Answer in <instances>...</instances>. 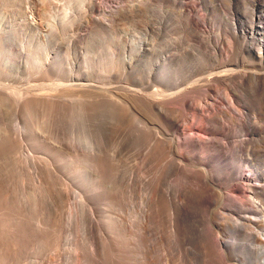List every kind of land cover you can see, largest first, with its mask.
<instances>
[{"label": "rangeland", "instance_id": "1", "mask_svg": "<svg viewBox=\"0 0 264 264\" xmlns=\"http://www.w3.org/2000/svg\"><path fill=\"white\" fill-rule=\"evenodd\" d=\"M141 43L147 48L141 64L124 67L119 58L141 54ZM227 67L238 74L220 75ZM240 72L264 73V0H0V264H260L264 94L250 92L247 105L239 94L248 108L242 119L206 123L221 131L199 128L203 138L215 139L201 146L187 141L185 120L143 111L139 97L127 92H174L214 74L219 90L195 93L209 115L228 108L225 92L237 86ZM76 76L123 97L107 105L95 89L73 87ZM173 105L193 118L194 101ZM143 121H157L169 135L178 130L179 151L192 157L186 173L203 170L215 195L204 198L197 179L161 169L164 157L146 164L152 126ZM250 166L263 194L246 181L234 197L240 210L228 187ZM154 172L162 174L155 212L145 186ZM169 183L185 200L184 230L177 233L168 221Z\"/></svg>", "mask_w": 264, "mask_h": 264}, {"label": "bare ground", "instance_id": "2", "mask_svg": "<svg viewBox=\"0 0 264 264\" xmlns=\"http://www.w3.org/2000/svg\"><path fill=\"white\" fill-rule=\"evenodd\" d=\"M141 47H143V44H140ZM261 50V48H259ZM147 51V48L143 47V50L141 49V54H137V55H133L128 57L127 59H125V55L121 59L120 61L122 62L124 67H131V68H135V65H139V63L141 62V57L143 56V54ZM62 60V59H60ZM168 58L166 59L165 62L167 61ZM67 63L69 65H71L72 63L67 61ZM141 64V63H140ZM134 65V66H133ZM48 68L49 70L54 71L53 66H51V62H48ZM228 68V69H227ZM225 68V70H223V73H221L220 75H224V76H235L237 73V71L234 68H229L227 67ZM221 71V70H220ZM240 71V70H239ZM241 73V72H240ZM249 73L247 72H242L239 75V81L237 83V86H228L227 87V92H225L226 94V98L228 101V108L226 109H221V108H214L211 114H205L204 112V108L203 106H201V100L202 98H199L195 95V93H197L199 90H204L205 92H216V90H219V86H217L218 88H216L215 82L218 83V79H216L215 75L213 74H209L212 75L209 78H212L209 80L208 83H198L195 81V83H192V85L184 87L179 89L178 91H172L169 92V89H158V88H154V89H150V87L148 88H143L141 90L138 89H133L131 86V88L127 89V92H130L132 95H135L137 97H139L140 102H141V108L142 110H147L150 111L152 113H154L155 115H157L158 117L162 118V119H167V114L168 113H175L174 117L175 120H185V122L187 123V126L185 127L186 131L184 130V135L187 139V141L191 144H197V145H203L206 143H213L215 141L214 138L212 139H206L205 137L203 138L200 134H198V130L201 129L202 132H204L205 134L208 135H220V130H216V129H209L205 127V124L212 121V120H216L218 121V119H222V120H226L228 121V123L231 121V119L233 118H239L242 119L243 117V112L244 110H248L247 108V103L249 102V96H250V92H262L264 94V73ZM247 76H251L253 77L256 81L253 82V84L251 86H248V84L246 83L245 79ZM82 76H76L75 78H73L72 80H74V82H70L72 83L71 85L75 88L76 87H82V88H93L96 90L98 96L102 99L103 103H106L107 105H109L110 100L112 102H115L114 99H122L123 95L118 93L116 91L115 88L111 87V86H96L94 84H90V83H86L84 80L85 77ZM223 77V76H222ZM200 79V78H199ZM226 80V79H225ZM218 81V82H217ZM169 83V82H167ZM221 83V82H220ZM59 84V83H58ZM63 84V83H62ZM69 84V83H68ZM67 84V85H68ZM234 84V83H233ZM61 85V84H60ZM70 85V86H71ZM175 86V85H174ZM161 87V86H159ZM19 88V87H18ZM224 88V87H223ZM2 89V88H1ZM15 89V88H13ZM222 89V88H221ZM20 90V89H19ZM30 90V89H29ZM143 90V91H142ZM14 91V90H12ZM24 91V90H23ZM145 91H147V93L145 94ZM20 92V91H19ZM42 92V91H41ZM144 92V93H143ZM219 92V91H218ZM12 93V92H11ZM194 93V96H193ZM17 94V93H16ZM24 94V93H22ZM21 94V95H22ZM49 94V92L47 93ZM213 94V93H212ZM244 95L245 100L244 102L246 103V105H244L245 103L242 101L241 99V95ZM2 92H0V97L2 96ZM42 94H40L41 96ZM39 96V95H37ZM36 96V98H37ZM39 99H41L40 102L43 101V104L48 100L47 98L44 97H40ZM45 96V95H43ZM206 96V95H205ZM18 97V96H17ZM51 97V96H50ZM49 97V99H50ZM64 97V96H63ZM264 97V96H263ZM4 98V97H3ZM26 98V97H25ZM24 98V99H25ZM43 98V100H42ZM99 98V99H100ZM23 99V100H24ZM98 99V98H97ZM125 99L128 101V99L125 97ZM208 99V96H207ZM206 99V100H207ZM264 99V98H263ZM1 100V99H0ZM26 100V99H25ZM32 100V99H31ZM36 100V99H35ZM209 100V99H208ZM213 101H216L215 99H211ZM3 101V100H1ZM0 101V102H1ZM190 101H194V105L196 104V106L193 107L194 114H193V118H189L188 116H184L183 114H181L180 112H182V110H180V112L178 111L177 113L174 112L176 110V106H174V103H179L181 108H186L188 106H190ZM55 102V101H54ZM251 102V101H250ZM4 103V102H2ZM1 103V104H2ZM34 103V102H33ZM36 103V101H35ZM62 103V102H61ZM208 103V102H207ZM214 103V102H213ZM217 103V102H216ZM243 103V104H242ZM46 104V103H45ZM48 104V103H47ZM210 105L209 108L213 107V104H210V102L208 103ZM252 104V103H251ZM261 104V103H260ZM4 105V104H3ZM40 105V104H39ZM56 105V104H55ZM106 105V106H107ZM1 106V105H0ZM51 106V105H50ZM130 106V104H129ZM193 106V104H192ZM83 107V106H82ZM132 108V106H130ZM216 107V105H215ZM54 108V107H52ZM51 110V108H49ZM59 109V108H58ZM180 109V108H179ZM255 111L259 112L261 110V106H255L254 109ZM262 111V110H261ZM52 111H50L51 113ZM51 115V114H50ZM169 115V114H168ZM253 116V115H252ZM16 117V116H15ZM238 119V121H239ZM18 121V120H17ZM20 122V121H19ZM157 122V121H156ZM155 121H148L145 122L143 121V123L145 125H147L148 130L152 129V132L150 131V148L148 151V154L146 156H148V161L146 164L149 163V165L152 167V165L150 163H155L157 156L158 157H164V164L160 165L161 169H163L164 171L168 170L170 171V173L172 171H181V173L187 177L188 179H197L199 182V186H200V191H201V195L204 198H210L213 195H215L214 191L215 189L209 186V180L211 181V184L214 185V181L211 179H207L208 175L206 176V173H204L203 170H189L188 173H186L185 171V165L188 161H190V159L192 157H189L187 154L179 151L178 149V130L174 131V133H171L170 135L167 134V130L165 131L159 124H157ZM17 123V122H16ZM142 123V124H143ZM186 123L184 124V126L186 125ZM227 123V124H228ZM11 124V123H10ZM20 124V123H19ZM141 124V125H142ZM152 127H151V126ZM230 125V124H229ZM21 126V125H20ZM143 126V125H142ZM151 128H150V127ZM4 127V126H3ZM17 127V126H15ZM25 127V124L24 126ZM22 127V128H23ZM145 127V126H144ZM146 127V128H147ZM6 128V127H5ZM21 128V127H20ZM139 128V127H138ZM150 128V129H149ZM169 128V127H168ZM200 128V129H199ZM224 128V127H223ZM226 129V128H225ZM25 130V129H24ZM18 131V130H17ZM21 131V129H20ZM115 131V130H114ZM8 132V131H6ZM76 132V131H75ZM145 132V131H143ZM10 133V132H9ZM7 134V133H5ZM19 134V133H18ZM17 134V135H18ZM58 134V133H57ZM80 134V133H79ZM16 135V136H17ZM73 135V134H72ZM13 136V135H12ZM75 136V135H74ZM145 136V135H144ZM224 136L225 138H229L231 135L227 134L224 132ZM10 137V136H9ZM92 137V136H91ZM4 138L5 135H4ZM11 138V137H10ZM72 138V137H71ZM74 138V137H73ZM2 139V138H1ZM9 139V138H7ZM55 139V138H54ZM148 139V138H146ZM6 140V139H5ZM13 140V139H12ZM16 141V139H14ZM92 140V139H91ZM144 140V139H143ZM56 141V139H55ZM3 142V141H2ZM6 142V141H4ZM9 142V141H8ZM13 142V141H12ZM149 142V141H148ZM221 142V141H220ZM75 143V142H74ZM84 143V142H83ZM144 143H146V140L144 141ZM2 144V143H1ZM18 144V142H17ZM23 144V143H22ZM21 144V145H22ZM11 145V144H10ZM16 145V144H14ZM62 145V144H61ZM92 145V144H89ZM147 145V144H146ZM20 146V145H19ZM24 146V145H23ZM93 146V145H92ZM100 146V145H99ZM217 146V145H216ZM8 147V146H7ZM11 147V146H10ZM21 148V146L19 147ZM89 148V147H88ZM92 148V147H91ZM220 148V147H219ZM16 149V147H15ZM93 149V148H92ZM205 149V148H204ZM18 150V149H17ZM191 150V149H190ZM9 152V151H8ZM23 152V151H22ZM95 152V151H94ZM195 152V151H194ZM15 153V152H14ZM147 153V152H146ZM16 155V154H15ZM18 155L19 152H18ZM24 155V154H22ZM39 155V154H38ZM17 156V155H16ZM35 156V155H34ZM145 156V157H146ZM11 157V156H10ZM143 159V158H142ZM195 159V158H194ZM6 160V159H5ZM18 160V159H17ZM27 160V159H26ZM146 160V159H144ZM40 161V160H39ZM143 162V160H141ZM158 161V160H157ZM160 161V160H159ZM158 161V162H159ZM19 162V161H18ZM28 163V162H27ZM49 163V162H48ZM144 164V163H143ZM145 164V166H147ZM156 164V163H155ZM154 164V165H155ZM158 164V163H157ZM14 165V164H12ZM159 165V164H158ZM157 165V166H158ZM3 166V165H2ZM155 166V167H157ZM158 166V167H160ZM188 166V165H187ZM14 167V166H13ZM21 167V166H20ZM44 167V166H43ZM148 167V170H150ZM31 168V167H30ZM46 168V167H45ZM188 168V167H187ZM24 169V168H23ZM49 169V168H48ZM154 170V167L151 168ZM160 170V169H158ZM157 170V171H158ZM44 171V170H43ZM56 171V170H55ZM162 171V170H160ZM21 172V171H20ZM163 172V171H162ZM255 172L256 170H254V168H251V166L247 169V171H244L242 174L237 175L235 177V179L237 180V183H231L230 187H228V191L231 192V195H229L230 198H232L233 202L235 203L237 208H240V210L242 209V206L237 205V203L234 201V197L235 194H238L239 192H241L242 190V184H244L246 181H251V184H255V180H254V176H255ZM156 173V172H154ZM160 173V177H162L161 172ZM169 173V174H170ZM246 173V174H245ZM9 174V173H8ZM37 174V173H36ZM81 174V173H80ZM158 173H156V177L154 175V177H150L148 179V181L145 182V186L147 188V202L149 205V208H151L153 210V212L156 211V203H160L159 202V196L161 194V190H160V184H161V178L157 176ZM166 174V173H165ZM164 174V175H165ZM61 175V174H60ZM159 175V174H158ZM38 176V175H37ZM10 178V177H9ZM64 179V178H63ZM140 179H142L140 177ZM22 181V180H21ZM143 181V179H142ZM142 181H140L142 183ZM163 181V180H162ZM164 182V181H163ZM65 183V182H64ZM189 183V182H188ZM63 184V182L61 183ZM65 185V184H64ZM143 185V183H142ZM258 184H255V186H253L254 188V192L257 191L259 194H263V192H259V186H257ZM216 187V186H215ZM10 188V187H9ZM257 189V190H256ZM64 190V189H63ZM139 190V189H138ZM182 189L180 187H175V186H171V184H167V188L165 190V194L166 196H168L170 202H171V214L169 217V226L171 227L170 229H172L173 232L177 233L180 232L183 229V220H182V216L184 215V212L182 211V208L180 207L182 202H183V198L181 197V192ZM20 192V191H19ZM139 192V191H138ZM34 193V192H33ZM146 193V192H145ZM183 193V192H182ZM41 194V193H40ZM22 197V196H21ZM1 199V198H0ZM161 200V197H160ZM201 200V199H200ZM36 201V199H35ZM38 201V200H37ZM185 201V200H184ZM195 201V200H194ZM8 203V202H7ZM233 203V204H234ZM82 206V205H81ZM85 207V206H84ZM136 209V208H135ZM141 209V208H140ZM72 214V213H71ZM142 215V214H141ZM39 216V215H38ZM141 217V216H140ZM142 218V217H141ZM146 218V217H144ZM143 218V221H144ZM247 216L241 217V219H246ZM142 220V219H141ZM146 222V219H145ZM143 223V222H142ZM146 224V223H145ZM142 225V224H140ZM147 225V224H146ZM144 227V225H142ZM142 226H140L142 228ZM139 227V228H140ZM146 229V228H145ZM140 230V229H139ZM143 230V229H142ZM147 230V229H146ZM145 230V232H146ZM171 231V232H172ZM1 232V231H0ZM3 233V231H2ZM4 234V233H3ZM2 234V235H3ZM105 234V233H104ZM1 235V234H0ZM1 237V236H0ZM98 238V237H97ZM1 239V238H0ZM257 240H259L261 242V244H264V234L261 233L257 236ZM225 244V242L222 241L221 238H218L217 244ZM2 244H4L2 242ZM210 244V243H209ZM240 244V243H239ZM1 246V243H0ZM211 246V244L209 245V247ZM223 246V245H222ZM221 246V247H222ZM229 246L231 248H234L237 246V238H234L233 241L231 243H229ZM2 247V246H1ZM4 247V246H3ZM91 247V246H90ZM212 247V246H211ZM209 251V250H208ZM103 253V252H102ZM212 253V252H211ZM224 258V257H223ZM212 259V258H211ZM215 259V258H214ZM220 261V260H219ZM218 262V261H217ZM222 262V261H221ZM246 263V262H245ZM213 264V263H212ZM260 264H264V259L260 261Z\"/></svg>", "mask_w": 264, "mask_h": 264}]
</instances>
